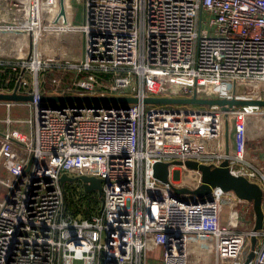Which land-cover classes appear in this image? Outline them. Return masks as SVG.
I'll list each match as a JSON object with an SVG mask.
<instances>
[{
    "label": "built area",
    "instance_id": "2783aa9c",
    "mask_svg": "<svg viewBox=\"0 0 264 264\" xmlns=\"http://www.w3.org/2000/svg\"><path fill=\"white\" fill-rule=\"evenodd\" d=\"M63 8L0 0V20L16 22L0 27L26 30L30 43L27 56L0 58V92L32 95L30 138L13 130L11 115L2 119L0 264H264V216L254 230L249 201L219 187L177 193L152 170L157 160H180L169 181L192 188L199 173L182 183L185 160H227L260 185L264 214V165L246 153L248 138L264 150V106L142 101L264 99V0H81V17L71 0ZM62 173L101 179L96 213L66 211Z\"/></svg>",
    "mask_w": 264,
    "mask_h": 264
},
{
    "label": "water",
    "instance_id": "95a60500",
    "mask_svg": "<svg viewBox=\"0 0 264 264\" xmlns=\"http://www.w3.org/2000/svg\"><path fill=\"white\" fill-rule=\"evenodd\" d=\"M63 0H60L59 14L63 15ZM0 24H16L12 21H0ZM32 99L31 94L17 93L15 90L11 92H0V100L4 101H30ZM42 100L64 103V102H120V103H132L137 102V97L134 96H92V95H41ZM145 103H195V104H217L222 109H228L233 105L252 104L258 106H264V99H234V98H197L191 97H152L147 96L142 99ZM224 137H228V125L225 124ZM180 160L161 161L157 160L152 164L153 176L160 180L170 184L177 193H190L197 196H205L213 187H219L222 190H231L238 197L250 201L254 212V225L253 229L258 230L263 227V210H262V189L260 185L249 180L243 175L233 174L228 167L227 160H223L219 165H211L207 163H201L196 160H185L184 165L188 169L196 170L199 173V182L194 187H176L173 186L168 178V168L170 164H180ZM173 177L178 178L179 172L175 170ZM79 180L82 187L89 191L95 189L98 191L100 199L101 196V179L90 175H75L70 176L66 173L60 175V181ZM252 256V253L248 255V258ZM246 264V263H245Z\"/></svg>",
    "mask_w": 264,
    "mask_h": 264
},
{
    "label": "crops",
    "instance_id": "0c3cea01",
    "mask_svg": "<svg viewBox=\"0 0 264 264\" xmlns=\"http://www.w3.org/2000/svg\"><path fill=\"white\" fill-rule=\"evenodd\" d=\"M24 31H25L24 29H19V28L6 29V28L0 27V32H2L4 35H6L5 33H8L11 36H13V38H11L10 36L8 37V39H11L14 41V42H11L13 48L10 47V44H7V46H8L7 49L12 50L8 53L17 55L18 53H21L24 51V55L26 54L25 42L23 43ZM16 32H19V33H16ZM15 41L19 42V44L21 45V50H19L18 48L16 49ZM31 112H32L31 107L28 105V103H26L24 101H15V102H12V104L7 105L6 101L0 100V122H2L4 125V122L2 119L8 114L11 116L14 115V116H12L14 118L13 122H12L13 130L22 131L19 128V127H21V124H25V126L28 125L27 127H29V129H30L29 134L28 133L26 134L25 132L22 131L23 134L27 138H30L31 130H32L31 123L28 121L31 117ZM19 114H22V115H19ZM24 116H25V119H22V118H24ZM17 123L19 125H17ZM1 128H2V126H1ZM4 129H5V126L3 127V130ZM248 133L250 134L252 132L249 130ZM259 146L260 145L257 143V141H255L251 138L250 139L248 138L247 139V145H246V153L248 154L249 157L254 158L255 160H257L258 163H262L264 165V150L260 149ZM257 154H258V156L254 157ZM250 206H251L250 207V214H252V218L254 220L255 217H254V212H253L251 202H250ZM226 216H227V214H226V210L224 207V209L222 210V214H221V222H225Z\"/></svg>",
    "mask_w": 264,
    "mask_h": 264
},
{
    "label": "rangeland",
    "instance_id": "374dc122",
    "mask_svg": "<svg viewBox=\"0 0 264 264\" xmlns=\"http://www.w3.org/2000/svg\"><path fill=\"white\" fill-rule=\"evenodd\" d=\"M71 6H72V9H78L79 10V15H77V17H81V11H80V7H81V0H71ZM74 22L77 23L79 22V18L78 19H74ZM16 33H19V32H16ZM6 35H4L2 32H0V58H3V59H7V60H11V59H16L18 57L19 54L17 55H14V54H10L8 52L12 51V50H8L7 49V44H10L11 42H14L13 40L11 39H8V37L10 36L11 38H13V36H11L10 34L8 33H5ZM18 44L19 42L16 41ZM25 42V48H26V56L28 55L29 53V49H30V43H29V34L28 32L25 30L24 31V37H23V43ZM22 54H24V51L21 52ZM19 115H22V114H19ZM18 115V116H19ZM14 116V115H12ZM22 119H25V116L24 118ZM230 119V118H229ZM17 125H19L17 123ZM2 126V128H1ZM5 126V124L3 125L2 122H0V130H3V127ZM28 126V125H27ZM25 126V124H21V127H19L23 132H25L26 134L30 132V129L29 127ZM228 133H229V136L231 135V128H230V125H229V128H228ZM251 134V133H250ZM1 165V164H0ZM192 169H186L184 171L181 172L180 174V179L182 181V183H186L187 185H191L195 182L196 180V176L197 174L193 171H191ZM189 173H188V172ZM5 175V172L1 169L0 167V178H3ZM69 181H65V187L68 189V192H73L74 194H77L76 192L80 189L79 185H77V181L76 180H72L70 182H72V185L70 186H66V184H68ZM82 188V187H81ZM0 191L1 190V187H0ZM96 191V190H95ZM97 192V191H96ZM98 193V192H97ZM1 194V192H0ZM99 195V193H98ZM100 197V196H99ZM76 217L77 218H81V217H84L83 214H76ZM71 264H83V261L81 260H73V262Z\"/></svg>",
    "mask_w": 264,
    "mask_h": 264
},
{
    "label": "trees",
    "instance_id": "16d2710c",
    "mask_svg": "<svg viewBox=\"0 0 264 264\" xmlns=\"http://www.w3.org/2000/svg\"><path fill=\"white\" fill-rule=\"evenodd\" d=\"M79 185H81L79 180H76ZM72 185V182H68L66 186ZM76 192L77 194H74L73 192H68V189L65 187L64 183V189H65V204H66V211L76 216V214H83L84 216H89L91 214L96 213L100 206H101V199L98 195V191L96 192L95 189L92 190H85L83 187Z\"/></svg>",
    "mask_w": 264,
    "mask_h": 264
},
{
    "label": "bare ground",
    "instance_id": "6f19581e",
    "mask_svg": "<svg viewBox=\"0 0 264 264\" xmlns=\"http://www.w3.org/2000/svg\"><path fill=\"white\" fill-rule=\"evenodd\" d=\"M0 21H2V20H0ZM188 172V171H187ZM189 173V172H188Z\"/></svg>",
    "mask_w": 264,
    "mask_h": 264
}]
</instances>
